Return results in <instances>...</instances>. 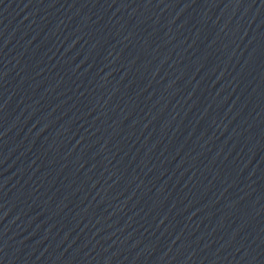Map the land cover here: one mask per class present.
Wrapping results in <instances>:
<instances>
[{"label":"water","instance_id":"obj_1","mask_svg":"<svg viewBox=\"0 0 264 264\" xmlns=\"http://www.w3.org/2000/svg\"><path fill=\"white\" fill-rule=\"evenodd\" d=\"M0 264H264V0H0Z\"/></svg>","mask_w":264,"mask_h":264}]
</instances>
